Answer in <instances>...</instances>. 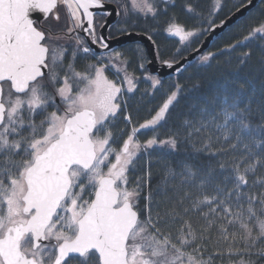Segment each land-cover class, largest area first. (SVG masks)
Masks as SVG:
<instances>
[{"label":"snow or ice","instance_id":"obj_1","mask_svg":"<svg viewBox=\"0 0 264 264\" xmlns=\"http://www.w3.org/2000/svg\"><path fill=\"white\" fill-rule=\"evenodd\" d=\"M130 4L117 5L121 33L131 35L140 15L168 17L164 31L182 43L208 31L169 15L179 7L203 18L196 0ZM58 6L66 9L63 25ZM94 7L104 0H0V264H214L216 257L264 264V91L258 100L244 84L210 94L165 139L141 140L168 122L186 90L175 83L149 118L134 123L125 94L137 91L138 77L125 53L112 49L77 70L78 58L96 55L80 31L109 49L96 33ZM65 38L75 41L71 51L58 43ZM238 46L247 49L240 64L257 55L264 66V20L228 45ZM134 51L142 60L139 45ZM121 119L125 127L117 128ZM157 150L175 165L152 188ZM213 241L224 247L209 252Z\"/></svg>","mask_w":264,"mask_h":264},{"label":"trees","instance_id":"obj_2","mask_svg":"<svg viewBox=\"0 0 264 264\" xmlns=\"http://www.w3.org/2000/svg\"><path fill=\"white\" fill-rule=\"evenodd\" d=\"M182 2L183 0H176L177 5ZM196 2L199 11L203 14V18H192L187 13L181 11L179 7L169 9V15L175 13L179 21L185 24L187 28L208 29L202 35L184 42L183 45L178 37L170 36L164 31L167 27L166 20L168 17L163 15L159 16L157 20H153L150 17L145 19L140 15L137 20L139 26L130 28L129 31L151 36L153 41H155L157 49H159V59L161 61L166 59L175 61L201 44L210 29L208 20H211L214 24L219 23L247 2V0H222L220 14L214 12L216 0H196ZM130 15H133V13ZM133 18H136V16L133 15ZM261 20H264V0L244 19L228 27L225 32L214 39L210 48L202 55L213 53L214 56L209 61L203 62L200 59L202 56L198 57L192 65L188 66L180 74L161 80L162 87L157 86L156 89L153 88L151 81L148 79L151 74L146 67L149 58L145 47L140 43L130 44L126 48V56L131 61L129 68L138 77V85L135 93L125 94V99L128 101V111L132 113L134 123H142L145 119L149 118L150 111L156 109L163 102L165 92L174 90L172 85L175 83L183 85L186 90L180 95L179 102L170 110L171 115L168 122L162 123L155 133L149 131L145 135H140L139 138L145 140L153 135H157L159 139H165L169 132L179 126L183 119L187 117L191 105L203 102L206 96L218 91L233 93L239 84H244L250 92L255 91V99L258 100L262 91H264V83H262L264 81V66H261L257 55H254L247 63L240 64L238 56L240 53L247 51V49L243 46L232 49L228 45L234 44L236 40L241 39L243 35L247 34L251 25L259 23ZM137 45L143 50L142 60L137 58L134 51ZM66 47L69 46L67 45ZM177 49L180 50L179 54H177ZM69 51H71L70 47ZM254 51L256 50L254 49ZM95 60L96 58L91 54L84 58H78L76 61L77 70H83L86 63H91ZM65 62H67V58ZM141 62L145 65L144 69L138 67V64ZM111 72L112 70L108 71L109 76H112ZM194 84L197 85L195 88L193 87ZM114 123L117 128L124 126L122 119L114 121ZM151 161L152 179L150 183L152 188H155L165 176L168 165H175V160L157 150L151 153ZM140 174L142 173L137 172L133 175ZM132 182V175H130V186ZM145 194L142 192L141 196ZM141 204H144V200H141ZM156 210L155 208L153 209L154 212ZM215 247L223 248L224 245L223 243L216 244L215 241L210 242L209 252ZM214 264H228V258L224 257L221 259L216 257L214 258Z\"/></svg>","mask_w":264,"mask_h":264},{"label":"water","instance_id":"obj_3","mask_svg":"<svg viewBox=\"0 0 264 264\" xmlns=\"http://www.w3.org/2000/svg\"><path fill=\"white\" fill-rule=\"evenodd\" d=\"M262 0H252L251 5H247V2H245L242 6H240L238 9H236L232 14H230L228 17L223 19V24L217 23V27L210 28L208 34L205 36L201 44L196 47L194 50L186 54L185 56L181 57L178 60L173 61V66L171 68L168 67L167 64H164L163 61L159 59V57L156 55V44L153 45L152 41L149 39V35L140 33V32H131V35H128L127 33L121 34L118 37L114 39H109L108 31L110 29V26L113 25L120 16H117V6L113 3L104 1V7L103 8H93L91 11L98 14H104V13H111V15H107L103 25L104 27H101L100 34L105 37V40L109 43V49H102L99 46H96V44L92 43L90 44L91 48L95 50V53L103 52L106 53L113 47H119L123 44H129V43H140L142 44L145 49L146 53L149 58V62L147 63V69L150 73L157 74L160 80H164L169 76H174L180 74L182 71H184L188 66L192 65L195 59L202 56L211 46L212 42L215 38L219 37L223 32L227 30L228 27L236 24L238 21L244 19L251 11H253L256 6L261 2ZM247 5V7H245ZM35 19H42L40 14H34ZM81 33L89 38L86 33L81 31ZM171 61V60H170ZM179 69V71H177Z\"/></svg>","mask_w":264,"mask_h":264},{"label":"rangeland","instance_id":"obj_4","mask_svg":"<svg viewBox=\"0 0 264 264\" xmlns=\"http://www.w3.org/2000/svg\"><path fill=\"white\" fill-rule=\"evenodd\" d=\"M104 1H107V2H110V3H113V4H116V5H118V3L121 5V6H123V5H128V7H129V9H131V4H130V0H104ZM215 8V7H214ZM222 8V0H220V8H219V10L218 11H214L215 13H219L220 14V12H221V9ZM61 11V14H62V19H61V25H63V23L65 22V20H66V9L63 7V6H59V9H58V12H60ZM130 14H132V12L130 11V13H129V15ZM121 18H123V12L121 11ZM222 21V20H221ZM220 21V22H221ZM219 22V23H220ZM46 24H47V22H46ZM121 25H120V23L119 24H117V26H116V29L118 28V27H120ZM57 32H60V33H62V31H63V29H62V27H57ZM168 34V33H167ZM169 35V34H168ZM180 41V40H179ZM181 42V41H180ZM59 44H61V45H64L65 47L68 45V46H74L75 45V41L74 40H71V39H68V38H65V39H62V40H60L59 42H58ZM181 44L183 45L184 43H182L181 42ZM119 51H121V52H123V53H125V55H126V53H127V49H125V50H119ZM205 55H207V54H205ZM100 56V55H99ZM97 57V56H96ZM95 57V58H96ZM159 57V56H158ZM148 62H149V60H148ZM147 62V63H148ZM104 63L105 64H107L108 63V61L107 60H105L104 61ZM130 66V65H129ZM147 66V65H146ZM130 72H134L133 70H131L130 68L128 69ZM135 73V72H134ZM111 74H112V76L110 75L109 76V74H108V71H107V75L109 76V78L110 79H116V76L114 75V73H113V71L111 72ZM151 74V76H156V77H158V75L157 74H153V73H150ZM159 78V77H158ZM125 127V125L123 126V127H121V128H124ZM115 131V130H114Z\"/></svg>","mask_w":264,"mask_h":264},{"label":"flooded vegetation","instance_id":"obj_5","mask_svg":"<svg viewBox=\"0 0 264 264\" xmlns=\"http://www.w3.org/2000/svg\"><path fill=\"white\" fill-rule=\"evenodd\" d=\"M116 5V4H115ZM117 6V5H116ZM58 9H59V6H58V8H57V11H58ZM60 11V10H59ZM59 14H60V16H61V19H62V14H61V11L59 12ZM106 17H107V15H104V14H98L97 13V15H95L94 16V22L96 23V25H97V27H96V33H97V35L99 36V35H101L100 34V29H101V27L99 26V25H101V24H103L104 23V21H105V19H106ZM121 20V14H120V17H119V19L113 24V25H111V27H110V29H109V31H108V36H109V39H114V38H116V37H118L119 35H121V34H124V33H121V32H119V31H117L116 30V26H117V24H119V21ZM45 23V27H47L48 25L46 24V21L44 22ZM80 37L82 38V39H84V41H85V46H87V47H89V48H91V46H90V44H91V38L89 37V38H87L86 36H84L82 33H81V31H80ZM130 44H135V43H129V44H123V45H121V46H119V47H113L112 49H115V50H125ZM96 46H99V44L98 43H96ZM112 49H110V50H112ZM109 50V51H110ZM108 51V52H109ZM107 53V52H106ZM96 55L94 56V57H99V55H102V54H104L103 52H99V53H95Z\"/></svg>","mask_w":264,"mask_h":264}]
</instances>
